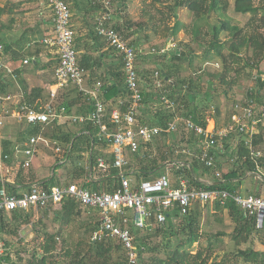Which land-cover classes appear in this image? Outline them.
Returning a JSON list of instances; mask_svg holds the SVG:
<instances>
[{
  "label": "trees",
  "instance_id": "trees-1",
  "mask_svg": "<svg viewBox=\"0 0 264 264\" xmlns=\"http://www.w3.org/2000/svg\"><path fill=\"white\" fill-rule=\"evenodd\" d=\"M154 1L159 2V0ZM159 6L169 17L175 19L178 15L177 12L186 7L192 14L191 38L188 42L172 45L169 50L157 52L153 70L158 72V76L154 78V81L150 71L145 70L143 74L142 104L146 103L150 97V92L148 95L144 87L147 86L149 90H152L153 84L155 86L158 79L161 82L160 86L156 84V88L158 87L155 92L156 98L161 107L157 108L152 119L154 125L166 129L176 117L181 119L175 125L174 134L163 131L158 135L159 139H156V136L149 142L141 143L136 152H130L134 166L141 172L138 173V178L146 180L148 173H156L164 168L167 162L170 164L174 162L172 165L177 167L176 175L185 176L191 186L206 190L221 189L233 193L236 187L231 184V181L237 176L234 175L233 170L222 174L220 180L214 183H201L193 178L192 173L196 168L212 171L215 165V154H213V165L207 166L201 157L202 151L198 149L195 151L196 154H192V161L187 167L185 155L182 154L183 147L180 145L191 143L193 137L198 136L186 127V119L202 128L206 127L205 105L199 104L198 95H203L204 100L201 101L207 102L209 97L221 89L217 96L220 93L227 96L234 85H238L241 79L252 77L251 75L255 71L257 73L254 75L255 82L246 90L247 98H252L257 102L264 101L259 99L264 93V78L261 77L264 75V0H169L168 3L160 2ZM240 16L245 17L244 23L238 20L241 19ZM177 24L171 34L178 30ZM167 35L169 36L170 33ZM10 49L11 47L0 37V62ZM167 52L170 54L169 60L165 59ZM199 56H201L200 59ZM194 59H198L193 68L197 74L196 77H181L184 65L191 66ZM206 62H215L219 67L209 70L203 66ZM2 72L4 70L0 69V94L5 93L7 85V80ZM121 76L122 74H120ZM204 77L206 87L202 85ZM123 78L125 81V75ZM75 87L78 89L76 85ZM106 90H114L116 93L126 91L129 99L123 105L122 111H125L130 100V93L126 86L123 88V79ZM161 96H167L175 105L168 107L161 104L160 102H163L160 100ZM28 104L37 110H43L45 105V103H41L34 106V102L30 100ZM92 110L93 106L90 112ZM81 124L82 130H87L89 135L85 132L79 136H76V133H62L60 130L57 131L52 123L48 125L27 124L25 130L29 135L50 136L56 141V146H63L60 152L61 156L57 157V160L66 158L73 165L77 161H88L87 169L84 164L78 169L76 167L72 169L73 173H78V177L84 176L87 179V181L84 179L79 186L92 191L113 192L120 184L117 168L112 166V171L104 173L97 181H93L88 176L89 171L98 168L97 156L99 154L94 150L95 145L107 143L103 137H100L103 132L100 126L91 120L81 122ZM110 126L107 127L108 131H111L109 130L112 128ZM56 133L58 134L56 135ZM180 135L182 136L181 140L179 139ZM256 135L252 137L255 146ZM187 136L190 138L188 139ZM243 143V140L240 141L237 152L239 159L236 162H241L247 169L256 171V165L258 163L261 165L264 157L262 155L257 160H253ZM2 144L8 146V148L3 147L2 154L9 155L12 149L11 141L4 140ZM143 147H145L144 150L152 149L142 152ZM178 162H184V164L180 165ZM126 166L125 169L128 167ZM20 175L26 181H34L30 171H21ZM262 177L264 178V176ZM18 182L21 181L18 179ZM38 185L46 189L58 185L55 169L49 181L44 180ZM2 187L11 195H20L14 187L0 181V189ZM58 205L59 209L53 212L52 217L53 222L59 225L57 231L48 230V226L44 223V218L47 217L52 204L23 210H0V223L2 224L0 229L6 230L3 220L8 213L11 219L18 222L12 229L14 234L24 223L31 221L34 215L33 210H38V220L33 223L34 227L42 228V231L40 230L41 232L35 237L39 239L38 247L33 248L30 252L28 249L25 250L29 259L24 263H20L22 258L18 255L19 264H125V251L119 241L104 234L98 239H92L93 232L99 226V220L81 230L77 241L71 240L70 234L65 235L66 227L80 216L82 209L80 203L71 197H65ZM224 211L228 214L232 224L231 231L212 232L207 229L214 227L215 224L224 223ZM10 224L13 222L10 221ZM8 228L11 231L10 227ZM131 231L139 249V264H239V261L245 264H264V219L262 225L257 226L255 217L247 215L231 199L224 203L218 200L206 203L195 202L185 214H181L179 208L175 206L167 212L163 223H158L153 215L145 227L134 228L132 226ZM226 236H229L233 243V248L230 250L225 249V243H221ZM203 239L207 244H202ZM254 243H259L260 248L254 246ZM242 245L245 246L242 248ZM215 250L219 251L218 256L212 255ZM0 264H13L10 262L9 253L0 254Z\"/></svg>",
  "mask_w": 264,
  "mask_h": 264
},
{
  "label": "crops",
  "instance_id": "crops-1",
  "mask_svg": "<svg viewBox=\"0 0 264 264\" xmlns=\"http://www.w3.org/2000/svg\"><path fill=\"white\" fill-rule=\"evenodd\" d=\"M65 1L71 12L70 23L75 34L74 46L77 52V64L84 70L81 89H77L72 83L59 85L55 77V70L59 61L58 53L54 47L45 46L41 43L44 37H50L53 34L54 22L52 10L42 1L38 0H16V4L7 7L0 3V37L11 47L8 53L4 54L1 63L10 67L16 75L13 77L10 74L2 72L7 80V85L5 93L0 94V112L8 110L11 113L19 104H28L29 100L34 102V106H38L41 103L53 102L55 107L63 106L66 109L65 112L60 113L58 117L52 119L47 125L50 123L54 124L57 131L60 130L62 133H76V136H79L85 132L89 135L87 130H82L81 122H73L71 117L90 112L92 106L94 108V103L100 101L103 103L105 109L102 123L106 127L111 125L110 127L112 128L109 130L113 131L116 127L110 121V114L115 109L122 111L124 103L129 98L126 91L116 93L114 90H106L116 82H121L122 79L123 88L126 85L123 78L125 74H123L121 55L109 46L106 40L95 31V23L104 9L103 5L100 0ZM109 1L112 15L108 24L116 27L122 36L136 48L137 70L142 82L145 70L151 72V78L154 81L156 76L153 69L157 52L169 50L172 45L190 40L192 14L184 7L177 12L176 19L169 17L164 9L159 6L160 2L168 3L169 0H159V2H153V0ZM16 7L18 10H16ZM5 12L7 16L3 19L1 17ZM176 23H178V30L174 34H171L172 30L175 29ZM168 33H170L169 36L167 35ZM198 58L200 59L201 56ZM24 59H28L29 62L23 63ZM165 59H170L168 52ZM197 60L194 59L191 66L188 64H186L187 66L184 65V68L181 70V77H196L197 74L193 68L196 66ZM207 64L218 66L215 62H206L203 66L206 67ZM120 74H122L121 77ZM202 85L206 87L205 77L203 78ZM145 87L144 89H146L148 95L150 92V97L146 103L142 104L138 112L137 121L139 124L154 125L152 119L154 114H156L157 108L161 107L155 93L158 87L156 88V83L155 86L153 84L152 90H149L147 86ZM237 89H239V86ZM220 90H217L214 95L209 97L210 99L207 102L201 101L204 100L203 95H198L199 104L205 105L204 114L207 123L205 128L208 130L220 129L230 123L232 124L235 116L240 115V110L235 109L237 107L235 101L239 96L241 99L243 98L241 91H236V96L233 94L235 90H231L227 96H224L222 93L217 96V93L221 92ZM152 94L153 96H151ZM7 96L10 97L9 100H5ZM246 96L247 93H245ZM162 97H160V100ZM260 97L261 101L264 100V93ZM166 98L168 97L166 96ZM243 99L245 102L246 98ZM262 102L264 103V101ZM262 102L258 103L261 104ZM160 103L164 104L163 102ZM179 120L177 117L174 119L175 125ZM26 126V123L18 122L12 114H8L5 117L4 124L0 129V151L2 153L3 147L8 148L6 144H2L4 140L11 141L12 149L7 158L0 160V181L14 187L18 194L28 191L32 185L40 184L44 180L49 181L53 176L54 169L58 185H66L73 182L82 183L84 179L87 181L84 176L78 177V173H73L72 169L73 167L78 169L83 164L87 169L88 161H77L73 165L66 158L57 160V157L61 156L60 152L63 146H56V141L51 139L50 136L27 134L25 130ZM257 129L258 132L254 134H257L255 136L256 146L252 142V148L260 150L264 157V118L258 122ZM102 134L100 137H103L107 143L105 145L96 144L94 150L99 154L97 158H102L107 168L106 170H102L98 167L89 171L88 176L93 181L99 180L104 173L111 172L113 168L112 146L106 137H104L105 135L103 134L102 136ZM172 134H174L173 131ZM32 136L38 138L34 144L30 143ZM158 137L156 139H159ZM173 137L176 138L174 135ZM187 137L188 139L190 138L189 136ZM193 138L191 143L180 145L183 147H181L183 149L182 154L185 155V165L187 167H189V163L192 161V154H196V150L206 147L201 136L198 135ZM179 139H182L181 135ZM244 139H246L244 135L231 134L219 140L217 145L218 150L215 153L214 169L207 171L204 168H196L192 173L193 178L201 183L210 184L220 180L219 178L222 174L233 170L234 175H237L231 181V184L236 187L235 192L242 195H264V178L262 177L264 176V161L261 165L259 163L256 165V171L247 169L245 164L241 162H236L239 159L237 152L240 141H244ZM244 146L246 147L245 144ZM28 147L32 148V155L30 165L24 167L23 164L27 160L24 150ZM248 151L250 153L249 149ZM129 153L130 151L125 152L128 167L126 166L127 168L123 169L124 173H126L130 182L134 180L140 182L143 179L138 178V173L140 174L141 172L134 166L132 158L129 159ZM178 163L180 165L184 164V162ZM172 164L174 162L171 164L167 162L165 167L158 172L148 173V179H154L163 173H168L171 187H177L180 179L185 178V176L176 175L175 170L177 167H174ZM59 165L60 167H57ZM97 170H101L103 174H97ZM21 171H30L33 174L34 181H26L20 175ZM18 179L22 183L18 182ZM66 181L69 183H66ZM131 185L133 184L131 183ZM58 209V204L53 205L51 212L49 213V209L47 217L44 218V223L50 231H57L59 228V225L53 222L52 219L53 212ZM81 209L80 216L68 225L66 231H64L65 235L70 234L71 240L77 241L82 232L81 230L99 220L97 209L83 206H81ZM33 211L34 215L31 221L24 223L15 234L12 232V229L18 222L11 219L8 213L4 217L3 224L6 226L7 231L0 229V254L9 253L10 262L13 264H19L17 254H22L27 249L30 252L35 248L34 239L42 231L41 227L33 226V223L39 217L38 210ZM134 215L133 210L125 209V216L127 218H130V216L134 217ZM224 215L226 222V217H228L226 211H224ZM10 221L13 224H10ZM0 226H2L1 223ZM8 227H10L11 231H9ZM225 238L223 241L227 243ZM201 242L203 245L206 243L205 239ZM20 263H24V259Z\"/></svg>",
  "mask_w": 264,
  "mask_h": 264
},
{
  "label": "built area",
  "instance_id": "built-area-1",
  "mask_svg": "<svg viewBox=\"0 0 264 264\" xmlns=\"http://www.w3.org/2000/svg\"><path fill=\"white\" fill-rule=\"evenodd\" d=\"M47 5L53 13L54 31L52 36L44 37L41 43L45 46L54 47L58 53L59 61L55 70V77L59 85L73 83L79 89L82 87L84 70L77 64V52L74 46V31L71 27V12L64 0H40ZM103 11L95 23V31L102 36L109 46L119 52L122 57V65L125 74V85L130 93V100L125 111L115 109L110 114V121L116 127L113 131H108L102 123L104 115V105L100 101L94 103L91 112L84 115L72 116L73 122H85L87 120L98 124L106 139L110 142L113 151L112 166L119 170L120 184L113 192L92 191L75 183L66 185H55L49 189L38 184L32 185L30 189L19 196L9 194L4 187L0 189V210L11 211L14 209H27L29 207H46L48 204L56 205L65 197L77 200L81 206L94 208L99 213V226L93 232L92 239H98L101 235L109 236L119 241L125 251V264H139V249L135 244V236L131 227L143 228L153 215L158 223H163L167 212L177 206L181 214H185L190 206L195 202L206 203L213 201H225L231 199L247 215L255 217L257 226H261L264 219V195H242L238 192L230 193L226 190L214 189L206 190L191 186L186 178H181L177 187H171L167 173H163L157 178L141 180L135 185H131L130 180L124 173L127 165L125 152H136L141 143L151 141L161 132H172L175 129V122H171L168 128L162 129L157 125L139 124L137 116L143 101L142 79L137 70L136 48L125 39L122 34L109 25L112 10L109 0H100ZM24 59L23 63H28ZM0 69L6 74L15 77L14 71L0 62ZM158 76V72H155ZM264 78V75L261 76ZM157 86L161 82L158 79ZM10 97H5L9 100ZM165 106L173 107L174 102L163 96L161 98ZM240 115L235 116L233 123L220 129L208 130L195 125L191 120H185L186 127L201 136L206 147L201 149V157L207 166L214 163V155L218 150V141L229 135L236 133L244 135V144L250 150V157L257 160L262 153L252 148V137L258 132L257 124L264 116V103L259 104L252 98L245 99L243 106L239 108ZM65 112V108L55 107L53 102L45 103L43 110H37L29 104H19L11 113L8 110L0 112V129L5 117L8 114L18 122L30 125H46L52 119ZM177 119H181L177 117ZM38 140L32 136L30 143L34 144ZM57 150H59L57 148ZM211 152V154H210ZM27 160L23 166L30 165L32 148L24 150ZM0 151V160L7 158ZM98 167L106 170L107 166L102 158L98 159ZM218 175V174H217ZM125 209L133 210L135 215L130 219L125 216ZM131 224V227L128 224Z\"/></svg>",
  "mask_w": 264,
  "mask_h": 264
},
{
  "label": "rangeland",
  "instance_id": "rangeland-1",
  "mask_svg": "<svg viewBox=\"0 0 264 264\" xmlns=\"http://www.w3.org/2000/svg\"><path fill=\"white\" fill-rule=\"evenodd\" d=\"M38 1H40V0H38ZM65 1V0H64ZM16 2V0H0V3L1 4H3V6L5 5L6 7L7 6H12V5H14V4H16L15 3ZM66 2V1H65ZM24 6H26V5H24ZM23 6V8H25ZM16 10H18V8L16 7ZM6 12L5 13H3L2 14V17L1 18H6ZM239 18H241V19H238V20H241V23H244L245 22V17H243V16H240ZM219 66H213V65H206V68L207 69H209V70H211L212 68L213 69H215V68H218ZM263 70H264V67H263ZM257 73H255V71H254V73L251 75L252 77H249L248 79H246V78H244V79H241L240 80V82L238 83V85H234L233 86V88L234 89H232V90H235V92L233 93L234 94V96H236V91H238V92H240L241 91V93H242V97L243 98H246L245 97V93H246V90H247V88H248V86H251V85H253V83L255 82V79H254V75H256ZM239 86V89H237V87ZM241 99V97L239 96L238 97V99L235 101L236 102V106L237 107H235V109L236 110H238L239 111V108L241 107V106H243V104H244V99ZM239 107V108H238ZM231 124V123H230ZM229 125V124H228ZM187 131V130H186ZM236 133H234V134H232V135H235ZM157 143V142H156ZM159 144H160V142H159ZM153 145V147H155L154 146V144H152ZM145 149V147H143L142 148V152L143 151H150L152 148H146V150H144ZM129 159H131L132 158V154L131 153H129ZM201 162V161H200ZM97 174H103L102 172H101V170L100 171H98L97 170ZM139 181L138 180H134V181H132L131 183L134 185V184H136V183H138ZM65 183V182H64ZM66 183H69L68 181H66ZM73 183H76L77 185H81V182H73ZM51 210H52V207H51V209H50V211H49V213L51 212ZM41 211V213H42V209L40 210ZM130 218H131V216H130ZM129 218V219H130ZM224 220H225V217H224ZM128 226L129 227H131V224H130V222H129V224H128ZM207 229H209V230H212V232H215V231H218V230H223L224 232L225 231H231V229H232V224H231V222H230V220H229V218L228 217H226V222L224 221V223L222 222V223H218V224H215V226L214 227H211V228H207ZM158 240H159V238H157ZM225 240H226V242L227 243H225L224 244V241L222 240L221 241V243L222 244H224V246H225V249L227 248V250H230V249H232L233 247H232V245H233V243H232V241L230 240V237L229 236H226V238H225ZM34 241H35V249L38 247L37 246V244H38V242H39V239L38 238H35L34 239ZM205 244V243H204ZM207 244V243H206ZM245 245H242L241 247L243 248ZM254 246H256L257 248H260V244L259 243H254ZM17 255H19L21 258H22V261H23V259H24V262L26 261V260H28L29 259V255L27 254V252H23L22 254H17ZM212 255L213 256H218L219 255V251L218 250H215L214 252H212ZM221 255V254H220ZM239 264H245V263H243L242 261H239Z\"/></svg>",
  "mask_w": 264,
  "mask_h": 264
}]
</instances>
